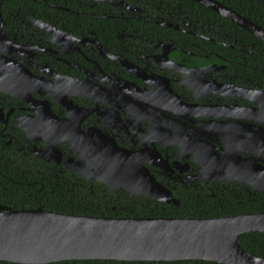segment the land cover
I'll return each instance as SVG.
<instances>
[{
	"label": "flooded vegetation",
	"instance_id": "obj_1",
	"mask_svg": "<svg viewBox=\"0 0 264 264\" xmlns=\"http://www.w3.org/2000/svg\"><path fill=\"white\" fill-rule=\"evenodd\" d=\"M215 1L264 29L247 17L263 16L264 0ZM196 4L1 0L0 193L102 189L122 207L150 198L84 175L141 167L177 207L263 193L222 177L228 156L264 167V125L249 113L264 91V41Z\"/></svg>",
	"mask_w": 264,
	"mask_h": 264
},
{
	"label": "water",
	"instance_id": "obj_2",
	"mask_svg": "<svg viewBox=\"0 0 264 264\" xmlns=\"http://www.w3.org/2000/svg\"><path fill=\"white\" fill-rule=\"evenodd\" d=\"M231 20L264 41V29L215 0H194ZM1 2V0H0ZM261 93H264L261 92ZM255 101L251 120L264 125V97ZM254 140L257 138L254 136ZM264 145V142L259 147ZM234 158V167L222 179L243 181L264 193V167L245 165ZM245 160V159H244ZM238 161L242 163L238 164ZM123 173H85L90 181L113 191L127 190L133 196L178 206L145 167ZM248 170V173L246 171ZM114 180H111L112 177ZM264 233V211L223 217H105L69 215L45 210H15L0 205V261L17 264H50L71 260L127 262L209 261L217 264H264V257L248 253L239 244L247 233Z\"/></svg>",
	"mask_w": 264,
	"mask_h": 264
},
{
	"label": "trees",
	"instance_id": "obj_3",
	"mask_svg": "<svg viewBox=\"0 0 264 264\" xmlns=\"http://www.w3.org/2000/svg\"><path fill=\"white\" fill-rule=\"evenodd\" d=\"M198 7L207 10L200 4ZM208 16H218L215 12L207 10ZM256 23L264 27L259 20L264 19V15L247 16ZM222 18V17H221ZM226 22L233 24L231 21L222 18ZM238 27V26H237ZM239 28V27H238ZM240 31L247 33L245 30L239 28ZM252 36V35H251ZM255 40L256 37L252 36ZM264 44V42H263ZM50 186L45 184L42 191L32 186L26 188L28 199L23 198L22 192L8 196L5 193H0V202L7 204L10 208L15 210H25L34 208H43L48 211L65 213L69 215H85V216H105V217H223L232 216L244 213L262 212L264 211V193L256 195L254 199H244L237 203L233 197H228L222 201H210L201 206L196 204H182L180 207L160 203L154 200L147 199L139 201L138 204H123L113 208L110 204L116 197L108 191L96 189L93 193V198L87 196V193L82 190H68L60 186ZM127 201V200H126ZM125 201V202H126ZM195 201V200H194ZM92 202V204H91ZM142 203V204H140ZM240 246L250 254L264 257V233H247L239 237ZM0 264H17L11 262L0 261ZM50 264H217L209 261H179V262H127V261H108V260H71L60 261Z\"/></svg>",
	"mask_w": 264,
	"mask_h": 264
}]
</instances>
